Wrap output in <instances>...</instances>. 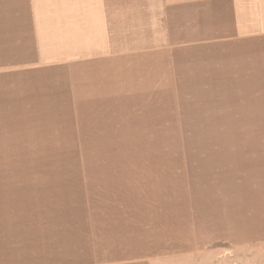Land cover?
<instances>
[{
    "label": "crops",
    "instance_id": "crops-1",
    "mask_svg": "<svg viewBox=\"0 0 264 264\" xmlns=\"http://www.w3.org/2000/svg\"><path fill=\"white\" fill-rule=\"evenodd\" d=\"M33 104L50 107L54 119L68 117L61 122L71 124L73 134L57 127L45 135L47 141L65 136L63 146H72L76 133L78 142L102 141L130 121L126 130L150 131L161 117L175 115L182 122L169 121L182 127L171 131H264V0H0V131L15 140L17 119L26 125L32 113L24 108ZM228 153L235 158L199 169L210 179L219 174L217 190L225 184L235 190L239 171L247 170L244 159ZM10 200L0 199L1 231L17 221L20 208L11 210L12 219L4 214ZM37 201L30 197L27 209ZM104 207L107 253L95 254L86 237L91 223L76 219L84 230L69 222L62 230L75 242L61 253L46 249L42 258L49 264H154L156 246L144 239L141 249L128 243L113 216L117 209ZM215 221L213 242L254 241L248 237L255 224L246 228L234 216Z\"/></svg>",
    "mask_w": 264,
    "mask_h": 264
},
{
    "label": "rangeland",
    "instance_id": "rangeland-1",
    "mask_svg": "<svg viewBox=\"0 0 264 264\" xmlns=\"http://www.w3.org/2000/svg\"><path fill=\"white\" fill-rule=\"evenodd\" d=\"M24 110L32 115L26 125L17 119L15 140L8 137L10 132L0 131V199H11L12 207L4 210L10 219L11 210L20 208L8 231L0 227L4 237L0 236V264H49L42 258L46 249L61 253L65 245L75 242L62 235L66 222L74 230H84L76 219L91 223L86 225L90 228L86 237L97 248L95 254L107 253L104 203L117 209L113 216L125 229L128 243L136 241L140 248L144 239L145 246H156L159 255L154 264H264V174L255 173L252 165L264 170V131H171L182 127L169 121L182 122V116L175 115L161 117L150 131L126 130L132 126L130 121L122 125L125 131L107 133L102 141L78 142L76 133L70 139L74 144L63 146L65 136L47 141L45 135L57 127L73 134L72 125L61 122L68 117L54 119L51 108L40 109L39 104ZM25 135L32 140L24 141ZM27 143L30 147L24 146ZM229 151L244 159L247 170L239 171L235 190L227 184L217 190L219 174L212 173L210 179L199 169H209L222 157L235 158ZM36 196L39 201L28 210L30 197ZM228 216L246 228L255 224L248 237L254 241L213 242L215 220Z\"/></svg>",
    "mask_w": 264,
    "mask_h": 264
}]
</instances>
